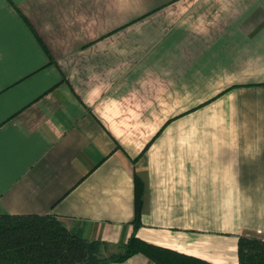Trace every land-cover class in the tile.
<instances>
[{
    "label": "crops",
    "instance_id": "crops-1",
    "mask_svg": "<svg viewBox=\"0 0 264 264\" xmlns=\"http://www.w3.org/2000/svg\"><path fill=\"white\" fill-rule=\"evenodd\" d=\"M0 213L239 264L264 239V0H0Z\"/></svg>",
    "mask_w": 264,
    "mask_h": 264
},
{
    "label": "trees",
    "instance_id": "trees-1",
    "mask_svg": "<svg viewBox=\"0 0 264 264\" xmlns=\"http://www.w3.org/2000/svg\"><path fill=\"white\" fill-rule=\"evenodd\" d=\"M143 184L136 177L135 229L142 226ZM105 242L86 239L53 214L0 213V264H105L144 254L156 264H215L207 259L147 242L134 233L120 251L103 253ZM239 264H264V239L240 235Z\"/></svg>",
    "mask_w": 264,
    "mask_h": 264
}]
</instances>
